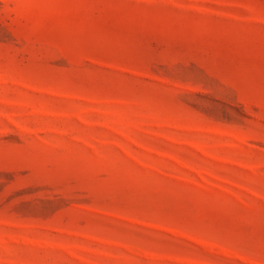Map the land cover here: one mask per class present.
I'll list each match as a JSON object with an SVG mask.
<instances>
[{"label":"rangeland","instance_id":"1","mask_svg":"<svg viewBox=\"0 0 264 264\" xmlns=\"http://www.w3.org/2000/svg\"><path fill=\"white\" fill-rule=\"evenodd\" d=\"M0 264H264V0H0Z\"/></svg>","mask_w":264,"mask_h":264}]
</instances>
